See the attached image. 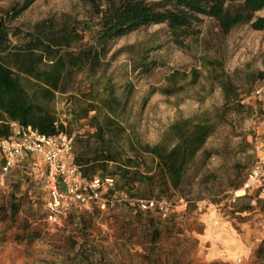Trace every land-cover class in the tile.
Segmentation results:
<instances>
[{"label":"rangeland","instance_id":"1","mask_svg":"<svg viewBox=\"0 0 264 264\" xmlns=\"http://www.w3.org/2000/svg\"><path fill=\"white\" fill-rule=\"evenodd\" d=\"M22 1L0 0V14ZM241 5V0H227L224 9L234 13ZM259 15H264V9L254 17ZM48 17L90 21L94 15L81 0H34L11 24L28 31ZM251 21L224 31L214 17L199 15L195 31L184 37L183 44L173 40L165 23L141 26L113 40L94 72L76 74V85L88 88L91 84L98 92L108 82L121 96L129 85L125 124L148 144L157 142L176 118L222 105V91L211 82L207 60L216 61L218 71L223 69L238 89L242 106L229 110L207 138L187 170L182 191L154 197L171 203L165 219H158L154 211L120 203L107 210L77 204L52 221L41 181L32 171L34 164L23 168L25 163H18L0 176V264H210L211 247L204 240L205 215L210 209L231 220L250 239L246 253L226 258V264L254 262V251L264 242V196L259 202L237 200L234 191L240 187L230 185L232 181L242 184L264 148V107L252 94L264 80V30L253 29ZM144 64L146 69L138 68ZM191 68L201 73L196 84L189 85L187 77L178 80L179 91L163 94L169 73ZM63 100V94H58L59 113ZM1 163L0 156V167ZM203 175H209L205 183ZM247 204L252 209L245 210ZM239 224L247 228L240 229Z\"/></svg>","mask_w":264,"mask_h":264},{"label":"trees","instance_id":"2","mask_svg":"<svg viewBox=\"0 0 264 264\" xmlns=\"http://www.w3.org/2000/svg\"><path fill=\"white\" fill-rule=\"evenodd\" d=\"M81 1L92 8L90 21L48 17L28 31L13 27L11 22L34 0H23L0 14V137L11 133L13 121L46 135H71L72 164L87 180L95 176L113 178L114 186L106 190L107 195L123 192L131 198L150 199L181 192L187 170L207 138L229 110L242 106L238 89L223 69L218 71V63L206 61L212 84L222 91V105L176 118L154 144L140 141L125 124L132 90L129 85L119 96L108 82L98 92L91 84L88 88L76 85L74 76L94 72L104 62L113 40L141 26L165 23L178 44L195 31L199 15L214 17L224 31L251 20L253 29L264 30V15L254 17L264 9V0H241V8L234 13L225 11L227 0ZM141 65L138 68H147ZM200 76L197 68L173 70L162 92L172 95L181 88L178 80L189 77L188 84L194 85ZM58 94L64 96L60 113L55 107ZM29 166L22 164L23 168ZM38 168L42 171L44 163ZM34 174L40 180L39 174ZM208 176H202L203 183ZM230 185L234 189L241 186L233 181ZM259 194L246 191L244 195L259 202ZM87 204L98 208L94 202ZM243 208L252 209V205ZM254 254L251 264H264V242Z\"/></svg>","mask_w":264,"mask_h":264},{"label":"built area","instance_id":"3","mask_svg":"<svg viewBox=\"0 0 264 264\" xmlns=\"http://www.w3.org/2000/svg\"><path fill=\"white\" fill-rule=\"evenodd\" d=\"M252 94L264 107V80L254 87ZM10 125L11 133L0 137V176L10 173L26 157L38 156L40 162L44 163V169L39 171L38 162H33L32 171L39 174L50 220L56 221L60 213L74 205L90 202L96 203L101 210L126 203L142 211H154L162 219L170 215L172 205L166 199H135L123 192L107 195L106 190L114 186L113 178L95 176L87 180L81 177L72 164L71 135L64 132L46 135L29 125L14 121ZM238 191H258L264 194V148L260 150L256 163Z\"/></svg>","mask_w":264,"mask_h":264},{"label":"crops","instance_id":"4","mask_svg":"<svg viewBox=\"0 0 264 264\" xmlns=\"http://www.w3.org/2000/svg\"><path fill=\"white\" fill-rule=\"evenodd\" d=\"M36 160H39L38 156H30L21 160L20 163H33L36 162ZM234 194L237 200L248 199L245 197V193H241L238 190H235ZM259 195L260 197L264 196V194ZM252 201L250 200V202ZM205 223L204 240L209 242L211 247L208 255L209 261H211L210 264L213 262L226 264L228 262L226 258H235L238 254L246 253L245 248H247L246 245H248V241H250L247 233L238 232V228L236 229L234 227L232 221L221 216L216 209H210L206 213ZM239 225L240 229L245 230L247 228H244L243 224ZM238 258L240 257H237L236 261Z\"/></svg>","mask_w":264,"mask_h":264}]
</instances>
